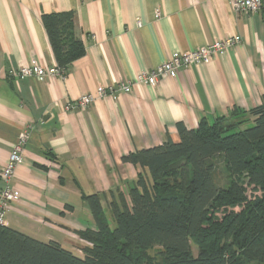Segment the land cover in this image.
<instances>
[{
    "label": "crops",
    "instance_id": "obj_1",
    "mask_svg": "<svg viewBox=\"0 0 264 264\" xmlns=\"http://www.w3.org/2000/svg\"><path fill=\"white\" fill-rule=\"evenodd\" d=\"M58 12L72 13L84 55L50 81L9 78L19 66H56L41 16ZM235 36L226 52L175 79L96 97L99 86L127 83L174 52ZM83 94L94 97L85 110H65ZM263 97L264 15L235 13L231 0H0V171L27 133L12 176L20 199L5 226L82 256L90 243L79 232L95 229L84 197L97 195L107 209L111 192L127 198L141 171L124 156L178 142L177 124L249 112Z\"/></svg>",
    "mask_w": 264,
    "mask_h": 264
},
{
    "label": "trees",
    "instance_id": "obj_2",
    "mask_svg": "<svg viewBox=\"0 0 264 264\" xmlns=\"http://www.w3.org/2000/svg\"><path fill=\"white\" fill-rule=\"evenodd\" d=\"M41 23L65 73L85 52L73 15L43 14ZM177 131L178 142L122 158L141 168L127 198L111 192L105 209L97 195L84 197L95 229L79 232L90 243L82 256L4 224L0 264H264V97L249 112ZM153 247L158 262L147 254Z\"/></svg>",
    "mask_w": 264,
    "mask_h": 264
},
{
    "label": "built area",
    "instance_id": "obj_3",
    "mask_svg": "<svg viewBox=\"0 0 264 264\" xmlns=\"http://www.w3.org/2000/svg\"><path fill=\"white\" fill-rule=\"evenodd\" d=\"M231 6L235 13H262L264 15V0H231ZM138 25H140L139 22H137V26ZM239 41L240 38L235 36L234 38L216 41L208 46L184 54L174 52L170 58L155 68L138 72L135 78L127 83L119 82L117 85L109 87L100 86L96 90V97L104 98L106 96H113L116 92L130 93L133 84L154 86L163 77L175 79L181 68L209 63ZM57 74H62V71L60 73V69L56 66L41 68L37 65L30 64L6 72V75L14 80H22L26 77H34L41 80L45 78L46 75L54 76ZM93 101L94 97L92 95L83 94L73 103L70 111L76 109L85 110ZM26 140L27 133L24 132L10 153L5 166L0 171V176L3 181V187L0 190V225L5 224L4 218L6 211L13 203L18 202L20 199L19 191L12 185V176L14 170L22 161Z\"/></svg>",
    "mask_w": 264,
    "mask_h": 264
},
{
    "label": "rangeland",
    "instance_id": "obj_4",
    "mask_svg": "<svg viewBox=\"0 0 264 264\" xmlns=\"http://www.w3.org/2000/svg\"><path fill=\"white\" fill-rule=\"evenodd\" d=\"M155 16L156 17H158L159 16V13L158 12H156L155 13ZM137 23V22H136ZM230 38H234V37H230ZM230 38H227V39H230ZM214 43V42H213ZM212 44V43H211ZM203 48V47H202ZM198 49H200V48H198ZM30 65H37V64H30ZM37 66H39V65H37ZM20 67V66H19ZM39 67H41V68H44V67H42V66H39ZM60 73H61V70H60ZM57 75H59V74H57ZM57 75H54V76H49V75H46L45 76V78H43V79H41V80H39L38 78H34V77H26V78H32V79H34V80H36V81H44V80H48V81H50V80H53L54 79V77L55 76H57ZM26 78H24V79H26ZM12 79V78H11ZM14 80V79H13ZM23 80V79H22ZM100 87V86H99ZM98 87V88H99ZM78 99V98H77ZM76 99V100H77ZM76 100H73V101H69L68 102V104H66L65 105V110L66 111H70V108H71V106L73 105V103L76 101ZM71 111H73V110H71ZM251 191H250V189H248V196H251ZM233 210H234V212L235 211H237V210H239V208L238 207H234V208H232ZM230 210H228V211H226V213H228ZM221 213V212H220ZM218 214L217 216L218 217H220L222 214ZM192 246V250L194 251V253H196V248H195V246L192 244L191 245ZM159 252H160V249L158 248V247H153L152 249H150V250H148L147 251V254L151 257V258H153V260H155V261H159ZM155 264V263H154ZM252 264H257V263H252Z\"/></svg>",
    "mask_w": 264,
    "mask_h": 264
}]
</instances>
